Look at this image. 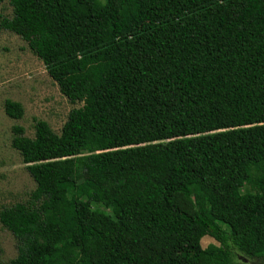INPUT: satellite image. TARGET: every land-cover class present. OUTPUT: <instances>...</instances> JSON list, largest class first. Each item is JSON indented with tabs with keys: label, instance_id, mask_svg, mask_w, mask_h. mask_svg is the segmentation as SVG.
<instances>
[{
	"label": "trees",
	"instance_id": "1",
	"mask_svg": "<svg viewBox=\"0 0 264 264\" xmlns=\"http://www.w3.org/2000/svg\"><path fill=\"white\" fill-rule=\"evenodd\" d=\"M7 1L0 27L83 105L12 128L36 186L0 209L6 264L264 260V0Z\"/></svg>",
	"mask_w": 264,
	"mask_h": 264
},
{
	"label": "rangeland",
	"instance_id": "2",
	"mask_svg": "<svg viewBox=\"0 0 264 264\" xmlns=\"http://www.w3.org/2000/svg\"><path fill=\"white\" fill-rule=\"evenodd\" d=\"M12 7L8 1L0 3V15L10 17ZM6 99L19 102L23 115L10 118L4 112ZM82 102L71 103L48 75L42 60L37 57L19 35L0 27V209L25 202L36 184L18 150L12 147L15 125L24 128V135L34 138L36 120L45 121L56 134L67 120L70 110L81 107ZM203 247L219 243L210 236L201 240ZM14 236L0 223V264L16 256ZM244 264H264V260H248Z\"/></svg>",
	"mask_w": 264,
	"mask_h": 264
}]
</instances>
